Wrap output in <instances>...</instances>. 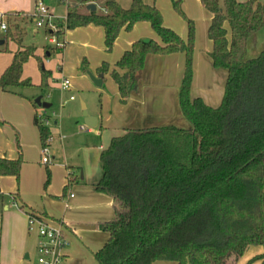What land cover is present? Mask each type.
<instances>
[{
    "label": "trees",
    "instance_id": "16d2710c",
    "mask_svg": "<svg viewBox=\"0 0 264 264\" xmlns=\"http://www.w3.org/2000/svg\"><path fill=\"white\" fill-rule=\"evenodd\" d=\"M98 1L67 3L66 28L100 26L106 50H110L122 30L148 23L159 42L134 41L110 71L120 101L124 103L137 90L147 55L183 52L178 105L190 128L169 124L128 129L101 151L102 175L95 189L113 198L115 217L102 225L108 238L93 253L97 264L157 260L235 264L250 246L264 248V49L253 58L246 57L248 38L264 30V2L199 0L211 13L207 37L212 43V66L226 70L220 104L210 107L190 94L195 27L180 9L182 0H173V5L186 19V40L163 23L154 3L131 0L123 8L115 0H106L101 12L79 9ZM4 16L0 52L7 50L9 40L19 48L0 75V88L15 92L18 87L32 86L28 78H22V69L34 56V48H21L22 29L12 15ZM107 70V63L97 68L101 74ZM48 75L41 68L39 87H47ZM34 123L44 143L48 127L37 115ZM21 164L20 156L0 157V176H14L18 181ZM68 177L67 186L70 172ZM253 259L264 264V253Z\"/></svg>",
    "mask_w": 264,
    "mask_h": 264
},
{
    "label": "crops",
    "instance_id": "0c3cea01",
    "mask_svg": "<svg viewBox=\"0 0 264 264\" xmlns=\"http://www.w3.org/2000/svg\"><path fill=\"white\" fill-rule=\"evenodd\" d=\"M31 1L32 0H0V12H5L6 10L14 11L13 13H6L10 15L29 12L31 9ZM68 1L72 2L73 0ZM104 1L106 0H99V6H103ZM143 1L146 3H154L147 2L148 0ZM238 1L243 2L244 0ZM257 2L262 3L264 0H257ZM97 5L98 3H95V10H97ZM200 6L204 9L201 3ZM47 8L54 14L52 8L49 6H47ZM79 9L83 13L88 11L86 6ZM204 11L203 20H205V29L202 35L196 38V46L193 53V79L190 94L192 97H200L204 103L210 107H217L222 99L226 72L217 70L212 66L209 56L212 50V43L208 39L206 33L211 20V13L206 9H204ZM21 22L20 28L22 29L23 35L20 46L23 49L30 45L24 43L28 22L22 19ZM144 23L146 22H139L133 26V33L135 31L138 32L141 28L146 31L128 40V44L120 45V48L116 49L119 38L114 41L115 50L113 55L116 56L112 61L114 64L122 53L130 48L131 43L136 40L148 38L159 42V38L156 37L153 31L150 32L148 28L144 26ZM164 24L175 30L170 24ZM99 28L102 29L100 26L90 24L85 27H78L75 30L73 29V31L71 30L67 34L69 37L79 36V38H85L79 42L86 46L84 48V53H86L88 57L91 58L94 56L97 68L102 63L107 62V55L101 50L103 47L101 48L100 44L92 45L90 41L91 34L97 33V35H100L101 32ZM34 31L36 32V30ZM82 32H85L83 33L84 36ZM179 33L178 34L184 38L185 31L181 29ZM11 43L14 52H16L19 46L14 41H11ZM49 48H51L50 45L44 47L46 51ZM93 48H96L95 53H93L94 55L89 52ZM104 48H106L105 45ZM261 48L264 49V30H259L248 38L246 54L249 51L253 54H258L262 50ZM14 52H11V55L12 53L14 54ZM1 53L2 52H0V54ZM45 55L50 58V53L46 52ZM51 61L52 59L50 58L46 63L50 64ZM58 61L60 62L61 60L58 58ZM8 64L9 57L0 56V72L1 70L3 72ZM97 68L96 77L100 74ZM183 68V52L168 55H147L144 68L139 75L137 90L133 91L124 103L120 101L118 89L116 91V98L118 102H120L118 109L119 111L124 109V114L118 115L120 118L118 122H114L113 124L107 123L108 125H106L103 130H99L101 129V117L98 113L94 110L89 111L85 106L88 110L87 114L96 117V126L84 128V130L87 133H91V131L95 129L92 132L96 134L100 131L99 135L103 138V141L99 143L98 146H94L93 153H90L88 149V160L90 164L88 171L81 173L78 169L79 173L74 174L72 172L74 169L71 166L67 167L69 171L66 178L64 177L62 192L52 194L56 199H59L58 203L51 202L49 205H34L24 194L21 193L20 195L18 188L19 179L17 181L14 176H0V264H25L24 261L29 259V255L32 252L31 250L36 252L38 236L36 241L34 238H31L27 232L29 212L38 214L48 221V223L61 228L64 238L68 241V245L64 249L65 260L63 264H97L93 253L100 249L108 238L107 233L102 230V225L115 217V202L113 198L95 189V185L102 175L100 153L109 145L113 137L123 135L128 129H145L169 124L181 128H190L189 123L181 115L178 105V88ZM59 70H62L61 66ZM105 76V73L102 74L101 83L104 81ZM220 84L223 86V89L222 87L220 88ZM31 87H39V84L36 85L32 83ZM67 91H70V89ZM74 100L75 97L73 99L69 98V101ZM35 105H37L35 99L22 92L20 93V91L18 92V90L15 92H7L0 88L1 158L17 159L20 156L23 164L22 155H24V150L28 145L26 142L30 139L35 149L39 146V141L41 143L39 130L34 123L36 112ZM164 120H169L171 123L166 124L165 122L169 121ZM13 130L18 132L19 140L22 144L21 150L19 148L20 146H18L17 149L13 146ZM48 130V136L52 137V140L46 144L48 148V162H50L53 158V156H50V145L54 138L53 135L50 134L49 128ZM56 138L62 141L59 135ZM78 141L82 142L83 136L80 135ZM43 145L44 143H41V146ZM95 162H98L100 165L98 170L95 166ZM69 172L71 173L72 180L70 181L71 184L68 186L69 191L66 192L65 188H67L69 181ZM70 194H72V196H70ZM261 253H264V248L262 247L256 251L255 255ZM173 264L175 263L173 262Z\"/></svg>",
    "mask_w": 264,
    "mask_h": 264
},
{
    "label": "rangeland",
    "instance_id": "374dc122",
    "mask_svg": "<svg viewBox=\"0 0 264 264\" xmlns=\"http://www.w3.org/2000/svg\"><path fill=\"white\" fill-rule=\"evenodd\" d=\"M65 1L43 0V3L45 6H49L53 9L54 16L58 18L57 21H62L65 17ZM69 2L70 1H68V3ZM116 2H118L123 8H126L130 5L131 0H116ZM147 2H154L162 13L163 23L170 24L178 33L182 29L185 31V34L184 38H181L183 40L187 39L188 28L186 19L174 7L173 0H148ZM97 3V11L101 12L102 6H99V1ZM33 8L34 0L31 1V9L29 12H23L20 15H12V20H15L20 26L22 23L21 19L24 20L23 18L29 17L33 12ZM180 9L185 17L194 22L195 48L197 36L202 35L205 29V20H203V13L205 11L200 6L199 0H182ZM13 12L14 11L12 10H6L5 12H0V15ZM4 20H6V17H4ZM144 26L152 32V29L147 23H144ZM76 28L73 29L75 30ZM73 29H65V33H63V31L61 32L64 34V46L61 49H53L51 51L49 57L52 61L50 64H47L45 61L48 57L45 55L47 51L44 47L49 45V36L46 27H37L32 19L27 24L24 37V43L34 48L35 56L30 57L24 63L22 77L24 79L28 78L31 83L38 85L41 83V68L49 72V75L47 76V87H18L16 90L32 97L33 99L40 97L41 102L49 104V107L35 105V115H37L38 119H46L48 117L47 122L43 124L50 129V134L53 135L54 138L50 145V156H53V158L47 164L41 162L40 154L42 142L40 143V141L39 146L35 149V146L32 145V141L29 139V141L26 142L28 145L24 150V155H22L23 164L19 175V193L20 195L21 193L24 194L34 205H49L51 202L58 203L59 199H56L52 194L62 192L63 181L69 171L67 167L71 166L74 169L72 170L74 174L79 173L78 169L81 173L88 171L90 168L88 149L90 153H93L94 146H98V144L103 141V138L99 135L100 131L96 134L92 132L95 130L93 129L91 133H87L81 128V126L84 125L81 102L84 103L89 111L94 110L101 117V129L99 130H103L106 125H108L107 123L113 124L114 122H118L120 120L118 115L124 114V109L122 111H119L118 109L120 102H118V99L116 98L117 87L110 76V71L114 68V62L112 61L116 58V56L113 55L115 50L114 43L110 50L104 48L103 30L101 28H99L101 32L100 35H97V33L90 35L92 45L100 44L101 48L103 47L101 49L102 52L107 55L106 63L108 64V70L105 73L106 76L104 81L100 85H97L94 82V79L98 78V76H95L97 64L94 60V56L90 58L84 53V48L86 46L79 42L80 40H84V37H69L67 35L71 30L73 31ZM34 30H36V32ZM145 31V29L141 28L138 32L135 31L133 33V27L128 31L122 30L117 37L119 38V42L116 45V49H119L120 45L128 44V40L138 34L145 33ZM0 33H2V31H0ZM83 33L85 32H82V35ZM141 39L147 40L148 38ZM30 46H26L25 48H29ZM6 47L7 50L3 51L0 56H8V65H10L13 58V53L11 55V52H14L11 40L7 41ZM95 50L96 48H93L89 52L94 55L93 53H95ZM256 55L257 54H253L249 51L246 54V57L253 58ZM58 58L61 60L60 62L58 61ZM60 66L62 70H59ZM216 69L226 72L223 68ZM63 77H66L70 81V91H63L60 89V82ZM221 84L220 88L222 87L223 89ZM70 96H74L75 100L69 101ZM86 107L85 110L88 111ZM41 120L42 119L39 121ZM165 123L169 124L171 122L169 121ZM58 135L61 137L62 141H59L56 138ZM80 135L83 136L82 142L78 141ZM13 144L15 149L20 146L19 148L21 150L22 144L16 130H13ZM95 164L98 170L100 165L98 162H95ZM47 169L49 170V174ZM47 180L48 182L46 183ZM65 191H69L68 186L65 188ZM32 227L33 229L31 231L27 229L28 235L37 241L38 235L36 227ZM260 247L261 246H250L235 264H262L259 259H253L257 256L255 253ZM31 251L29 259L24 261L25 264H37V252L34 250ZM64 260L62 264L64 263ZM152 264H173V261L157 260Z\"/></svg>",
    "mask_w": 264,
    "mask_h": 264
},
{
    "label": "built area",
    "instance_id": "2783aa9c",
    "mask_svg": "<svg viewBox=\"0 0 264 264\" xmlns=\"http://www.w3.org/2000/svg\"><path fill=\"white\" fill-rule=\"evenodd\" d=\"M65 1V0H64ZM66 4L68 1H65ZM4 15H0V31L6 30V23ZM37 27H46L49 30L48 42L52 49L58 50L64 46V34L66 28V15L62 21H57V17L49 11L47 6L44 5L43 0H34V8L32 14L29 15ZM63 31V33H61ZM48 62L49 59L46 58ZM61 90L70 89V81L67 78H62L60 82ZM73 99V96L69 97ZM42 119V123H46L48 117ZM39 119V120H40ZM81 128H88L84 125ZM52 140L51 136H47L44 145L41 147V162H48V148L47 145ZM72 196V194H70ZM36 227L38 242L36 246L37 264H62L65 259L64 249L68 245V241L64 238L62 230L59 226H53L48 223L43 217L38 214H28V230L31 231Z\"/></svg>",
    "mask_w": 264,
    "mask_h": 264
},
{
    "label": "water",
    "instance_id": "95a60500",
    "mask_svg": "<svg viewBox=\"0 0 264 264\" xmlns=\"http://www.w3.org/2000/svg\"><path fill=\"white\" fill-rule=\"evenodd\" d=\"M96 8L95 4L94 3H88L86 5V9L87 10H90V11H94ZM144 41H147V40H144ZM3 41L1 40L0 41V44H2ZM101 77H102V74L100 73L98 75V78L94 79V82L97 84V85H100L101 84ZM35 103L37 105H40V106H43V107H48L49 104L48 103H45V102H41V99L40 97H36L35 98ZM81 108H82V116H83V123L86 127H95L96 126V117L95 116H92V115H88L87 114V111L85 110V105L84 103L81 102Z\"/></svg>",
    "mask_w": 264,
    "mask_h": 264
}]
</instances>
